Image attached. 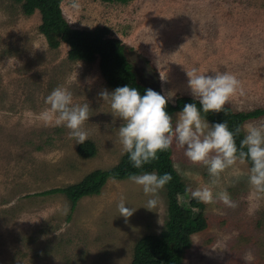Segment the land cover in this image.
<instances>
[{
  "label": "rangeland",
  "instance_id": "374dc122",
  "mask_svg": "<svg viewBox=\"0 0 264 264\" xmlns=\"http://www.w3.org/2000/svg\"><path fill=\"white\" fill-rule=\"evenodd\" d=\"M62 0L68 25L78 30L109 29V38L129 49L138 79L161 94L190 96L186 72L227 71L241 81L244 94L227 103L235 112L264 109V0ZM41 16L23 15L20 6L0 0V264H130L135 243L160 236L166 222L164 189L157 207H143L146 195L127 180L107 181L98 196L81 199L73 211L60 194L45 192L79 182L95 170L115 166L122 148L121 120L99 93L108 88L93 64L70 62L68 46L50 49L39 33ZM57 86L73 93L74 103H89L83 127L93 158L77 154L69 129L44 120L45 98ZM175 115H172L175 119ZM264 124V117L245 123ZM181 178L179 202L186 189L210 184L206 166L192 163L171 148ZM193 175L185 177L183 172ZM227 191L237 207L218 200L203 205L207 228L191 236L182 264H264V194L252 195L248 165L237 163L220 174L214 194ZM137 209L119 216L121 197ZM68 206L67 214L64 206ZM194 213L191 210V214ZM165 244V242H162Z\"/></svg>",
  "mask_w": 264,
  "mask_h": 264
},
{
  "label": "clouds",
  "instance_id": "9594fccd",
  "mask_svg": "<svg viewBox=\"0 0 264 264\" xmlns=\"http://www.w3.org/2000/svg\"><path fill=\"white\" fill-rule=\"evenodd\" d=\"M78 9L77 0L70 5ZM202 72L196 67L186 72L187 87L194 101L183 105L176 113L175 119L166 112V106L175 93L161 94L153 89H146L144 94L130 85L107 89L99 93L116 117L121 120L117 134L122 153L127 154L134 169L129 173L127 181L139 186L147 199L146 210L155 208L160 203L159 193L172 180L170 173L158 174L156 171H144L145 165L158 159V152L167 151L178 145L184 156L192 163L206 166L210 184L186 192L190 199L205 204L218 200L225 206L237 207L230 194L220 191L214 194L213 186L219 183L220 174L237 163L249 164L248 182L252 195L264 194V124H248L239 146L236 137L240 134L239 126L230 129L227 121L209 123L202 114L221 113L226 103L237 93L244 94L241 81L233 73L227 71ZM48 108L42 114L44 120L55 119L57 125L69 129V136L75 144H83L88 132L83 127L90 115L89 103H74L73 93L57 86L45 98ZM185 177L193 175L191 171L183 172ZM113 184L119 183L115 176L109 178ZM119 216L126 220L137 209H133L125 197L117 203ZM67 214L68 206L63 209Z\"/></svg>",
  "mask_w": 264,
  "mask_h": 264
},
{
  "label": "trees",
  "instance_id": "16d2710c",
  "mask_svg": "<svg viewBox=\"0 0 264 264\" xmlns=\"http://www.w3.org/2000/svg\"><path fill=\"white\" fill-rule=\"evenodd\" d=\"M10 1L19 5L25 16H32L36 11L40 14L41 24L38 30L45 37L50 49L56 50L60 44H65L68 46L67 59L70 62L93 64L98 61V69L108 88L114 90L127 84L137 88L141 95L146 89L161 93L153 83H143L138 79L128 56L129 49L120 40L109 38V29L101 27L89 31L71 28L62 15V0ZM103 1L126 4L129 0ZM193 102L199 107L198 101H194L193 97L178 96L174 103L168 102L165 110L172 116L181 111L184 104ZM202 115L210 124L225 120L230 129L239 126L241 132L236 137L239 146L244 136L242 126L264 117V109L235 112L225 105L224 112ZM77 154L82 159H90L95 156L96 149L92 143L84 142L78 145ZM157 155L158 159L145 165L143 170L156 171L158 174L167 172L172 176V180L163 190L167 206L166 222L160 236L146 235L135 243L130 264H182L184 254L191 247V236L203 232L208 226L201 202L194 199L186 204L179 202L181 178L173 167L171 148L158 152ZM136 171L139 170L132 167L127 154H123L112 168L92 171L79 182L47 191L44 195L64 196L73 211L81 199L98 196L110 177L115 176L118 181H125L129 173ZM191 210L194 213L191 214Z\"/></svg>",
  "mask_w": 264,
  "mask_h": 264
}]
</instances>
